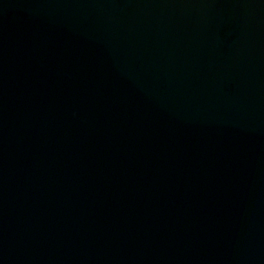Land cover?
I'll return each mask as SVG.
<instances>
[{"label": "water", "instance_id": "95a60500", "mask_svg": "<svg viewBox=\"0 0 264 264\" xmlns=\"http://www.w3.org/2000/svg\"><path fill=\"white\" fill-rule=\"evenodd\" d=\"M0 264H264V0H0Z\"/></svg>", "mask_w": 264, "mask_h": 264}]
</instances>
